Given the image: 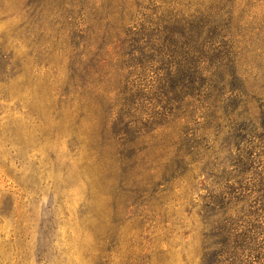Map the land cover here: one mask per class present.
I'll return each mask as SVG.
<instances>
[{"label":"rangeland","instance_id":"obj_1","mask_svg":"<svg viewBox=\"0 0 264 264\" xmlns=\"http://www.w3.org/2000/svg\"><path fill=\"white\" fill-rule=\"evenodd\" d=\"M215 1L165 7L193 13L197 3L230 0ZM118 2L0 0V264H201L204 176L168 194V184L152 180L155 164L137 170L109 135L97 141L93 106L69 103L87 21ZM151 2L157 11L160 0ZM231 9L245 32L264 28V0H236ZM103 14L101 23L111 18ZM244 214H236L238 229L249 223Z\"/></svg>","mask_w":264,"mask_h":264},{"label":"trees","instance_id":"obj_2","mask_svg":"<svg viewBox=\"0 0 264 264\" xmlns=\"http://www.w3.org/2000/svg\"><path fill=\"white\" fill-rule=\"evenodd\" d=\"M166 1L157 11L149 0L94 9L87 50L73 56L75 82L66 83L70 106H93L97 141L109 135L137 170L155 164L152 180L168 184V194L204 176L201 264H262L264 28L245 32L231 9L236 0L197 3L193 13H172ZM102 11L110 24L97 17ZM237 213L248 225L235 227Z\"/></svg>","mask_w":264,"mask_h":264}]
</instances>
